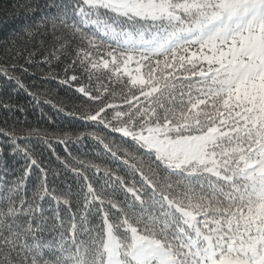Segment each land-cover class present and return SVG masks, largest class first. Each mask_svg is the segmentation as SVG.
<instances>
[{
	"label": "snow or ice",
	"instance_id": "snow-or-ice-1",
	"mask_svg": "<svg viewBox=\"0 0 264 264\" xmlns=\"http://www.w3.org/2000/svg\"><path fill=\"white\" fill-rule=\"evenodd\" d=\"M49 7L24 0L32 14L25 32L78 39L63 83H87L77 91L99 106L83 119L118 133L125 155L139 156L147 172L132 164L131 183L115 176L109 187L125 195L106 202L107 193L73 168L78 190L57 196L45 175L29 201L21 187L39 165L27 137L13 133L0 146V167L7 171L9 155L29 163L11 183L0 179V264H264V0ZM12 54L24 64L0 68V80L31 96L14 74L29 72L31 54ZM52 59L60 57L45 62ZM117 92L120 103H107ZM46 198L57 205L51 217Z\"/></svg>",
	"mask_w": 264,
	"mask_h": 264
},
{
	"label": "trees",
	"instance_id": "trees-1",
	"mask_svg": "<svg viewBox=\"0 0 264 264\" xmlns=\"http://www.w3.org/2000/svg\"><path fill=\"white\" fill-rule=\"evenodd\" d=\"M37 2L42 7L47 3L50 6L48 10L55 12V7L51 5L59 3L60 0ZM23 4L24 0H0V68L7 67L11 71L13 65L19 67L24 64L20 56L12 54L17 50L23 52L24 57L31 54L34 62L27 74L19 71L14 73L33 95H27L23 89L0 80V146L7 147L13 133L17 137L26 136L30 154L39 165L30 168V175L25 181L26 187H21V194H26V198L31 201L34 189L39 186L45 175L49 188H55L57 196L62 195L69 187L76 191L82 184L72 171L77 168L82 169L98 192L107 193L106 202L116 196L123 198L125 193L122 189L113 194L109 185L114 184L115 176L131 183L132 164L144 168L147 172L145 163L139 156L133 160L125 155L123 149L126 145L118 133H112L110 129L95 121L83 119L86 113L95 111L99 106L98 102H85L86 98L77 91L79 84L87 87L85 81L63 83V69L72 58L78 39L74 40L71 33L60 31L52 35L51 29L43 36L37 35L33 38L28 35L24 29L32 14L24 10ZM62 43L65 45L63 49L60 48ZM53 53L60 59L45 62ZM121 99L117 92L115 97H110L106 102L120 103ZM30 129L36 131L27 136ZM82 133L84 135L81 138ZM18 143L24 144L25 140L18 139ZM105 145L116 152L117 156L113 157ZM125 159L129 160L128 164L123 163ZM81 162L88 167L83 168ZM28 163L22 156L14 159L10 155L7 156V171L0 167V179L11 183L22 174ZM92 165L99 166V171ZM109 176H112V179H109ZM76 205L77 201L73 200L72 207L75 208ZM42 206L45 209L44 214L49 217L52 213L48 209L57 207L55 202L48 198L42 202ZM59 207L61 214L67 218L68 211L63 201ZM52 225L53 221L49 219L48 226Z\"/></svg>",
	"mask_w": 264,
	"mask_h": 264
}]
</instances>
